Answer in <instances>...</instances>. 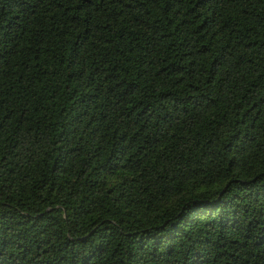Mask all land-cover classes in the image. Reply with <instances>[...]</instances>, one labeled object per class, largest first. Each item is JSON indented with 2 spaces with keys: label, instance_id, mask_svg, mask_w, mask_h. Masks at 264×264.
<instances>
[{
  "label": "trees",
  "instance_id": "obj_1",
  "mask_svg": "<svg viewBox=\"0 0 264 264\" xmlns=\"http://www.w3.org/2000/svg\"><path fill=\"white\" fill-rule=\"evenodd\" d=\"M0 264H264V0H0Z\"/></svg>",
  "mask_w": 264,
  "mask_h": 264
}]
</instances>
